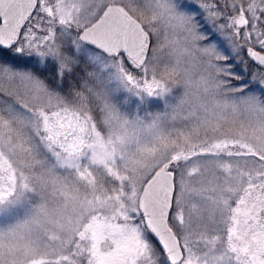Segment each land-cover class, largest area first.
<instances>
[{"label": "snow or ice", "instance_id": "1", "mask_svg": "<svg viewBox=\"0 0 264 264\" xmlns=\"http://www.w3.org/2000/svg\"><path fill=\"white\" fill-rule=\"evenodd\" d=\"M0 264H264V0H0Z\"/></svg>", "mask_w": 264, "mask_h": 264}]
</instances>
